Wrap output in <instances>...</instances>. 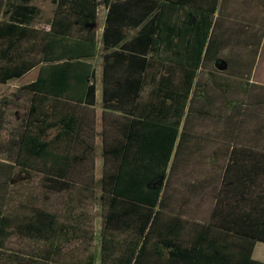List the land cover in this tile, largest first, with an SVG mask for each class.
I'll use <instances>...</instances> for the list:
<instances>
[{
  "label": "trees",
  "instance_id": "trees-1",
  "mask_svg": "<svg viewBox=\"0 0 264 264\" xmlns=\"http://www.w3.org/2000/svg\"><path fill=\"white\" fill-rule=\"evenodd\" d=\"M49 1L54 5L52 18L49 30L42 32L29 26L39 13L30 5L31 0H0V84L39 66L36 79L23 86L30 93V103L14 143V159L0 161V264H95L97 258L99 264H154L152 256L157 259L155 264H165V248L169 249L168 264L174 260L182 264H264L252 259L255 245L264 244V162L262 167L253 164L247 169L243 179L250 186L245 188L233 187L242 178L231 174L234 169L228 164L216 198H230L234 203L214 205L204 223L187 222L191 231L187 247L180 249L177 241H168L166 236L152 238L158 225L152 215L162 195L178 120L196 72L209 57L211 41L218 35L211 23L217 0H101L108 9L101 35L105 51L102 107L157 118L154 127L162 138L151 151L152 164L141 168L142 173L152 169V180L142 182L137 190L138 183L130 187V174L115 176L116 180L124 177V185L130 189L126 193L124 188L113 189L114 199L135 203L138 211L115 202L100 206L102 227L97 252L87 249L93 241L92 219L74 193H91L103 180L94 178L93 141L84 148V141L78 140L86 108L95 103L90 61L96 54L98 0ZM133 17L142 25L127 40L124 27H130ZM236 35L244 37L248 31L241 29ZM163 70L168 73L163 74ZM145 86L150 87L143 94ZM122 104L131 105V110H124ZM163 117L177 120L164 123ZM20 173L37 177L46 197L65 196L63 202L69 201L70 206L59 211L30 206L29 214L7 213L11 182ZM107 179L105 173L104 181ZM152 181L156 187L146 188ZM97 200L100 203L101 196ZM75 205L81 209L75 211ZM133 213L138 216L134 221L138 235L132 251L122 254L117 252L111 231L124 218L125 225L131 227ZM12 236L37 248L25 253L8 250L5 245Z\"/></svg>",
  "mask_w": 264,
  "mask_h": 264
},
{
  "label": "crops",
  "instance_id": "crops-1",
  "mask_svg": "<svg viewBox=\"0 0 264 264\" xmlns=\"http://www.w3.org/2000/svg\"><path fill=\"white\" fill-rule=\"evenodd\" d=\"M107 10L104 6L103 19L97 30L95 29L98 24L97 7L94 24L96 54L90 61L94 68L95 103L94 106L86 108L80 131L81 138L78 139L84 141V148L86 143L93 141L94 178L103 180L91 193L84 191L74 193L85 211L92 204L99 207L98 240L102 227L100 206L115 202L132 211H138L137 204L124 199H114L113 189L124 188V193L130 189L124 185V177L116 180L115 176L130 174V187H133L131 183H138L137 187L135 185L137 190L141 188L142 182L152 180V169L147 172L144 170L142 173L141 168L152 164L151 151L156 147V141L162 138L154 127L157 118L140 117V112L131 114L130 111L116 112L102 107V55L105 51L101 48V35L105 28ZM40 13L39 9V13L29 26L46 32L49 30L52 15L45 27H37L33 23ZM211 23L218 30V35L212 39L209 57L198 68L196 77L192 81L178 120L177 135L161 184L162 195L152 215V218L155 215L158 223L152 238L166 236L168 241H177V247L179 246L180 249L187 247L186 241L191 233L187 222L204 223L209 218L214 205L225 201L227 204L234 203L230 198H216L228 164L234 169L231 174L242 178V181L238 184L234 183L233 187L245 188L250 186L243 179L247 169L253 167V164H260L259 167H262L264 162V0H217ZM130 24V27H124L127 40L135 36L142 25L134 17L130 20ZM241 29H246L248 35L237 36L236 32ZM38 70L39 66L34 67L22 77L2 85L7 86L13 81H22L14 91L5 94L1 100L3 108L0 109V131L6 128L2 123H7L9 120L7 112L17 103V99L24 100L27 113L30 93L24 90L23 86L36 79ZM162 72L168 73L167 70ZM25 79L27 80L24 81ZM149 87L143 88V94ZM122 107L124 110H131V105L122 104ZM26 113L17 127L6 128L7 142L14 144L18 141ZM154 113L152 111V114ZM90 120L91 126H89ZM176 120L173 117L162 118L164 123L173 124ZM8 150L9 148L6 151ZM7 156L4 155L5 159L0 158V161L12 162L13 160L7 159L12 155ZM97 156L100 158L98 163ZM83 171H86V168ZM105 173L108 179L104 181ZM140 173L142 176L134 177ZM75 187L77 190H82L80 185ZM155 187L156 181H152L146 188ZM117 194L121 195V193ZM99 196H101L100 203L97 200ZM69 203V201L62 202L58 208L54 207L55 204H52L51 208L47 205L44 207L59 211L70 206ZM58 213L59 217H62L63 214ZM86 213L92 219L90 227L93 235V241L87 249L95 251L96 233L93 213L88 211ZM74 215H77V212H74ZM137 219L138 216L133 213L131 227L125 225L127 218H124L118 221L117 228L111 231L116 238L117 252L129 254L132 251L134 238L139 231L134 223ZM192 235L195 236L196 233ZM154 241L152 240V254L157 250ZM99 246L98 243L97 251ZM163 251L165 264H168L169 249L165 248ZM155 260L157 261L156 257L152 256V263H157ZM95 264H99L98 258ZM173 264H182V262L174 260Z\"/></svg>",
  "mask_w": 264,
  "mask_h": 264
},
{
  "label": "rangeland",
  "instance_id": "rangeland-1",
  "mask_svg": "<svg viewBox=\"0 0 264 264\" xmlns=\"http://www.w3.org/2000/svg\"><path fill=\"white\" fill-rule=\"evenodd\" d=\"M11 1V0H8ZM30 4L37 6L41 13L39 17L34 21L33 25L37 27H45L47 22L50 20L53 10V5L47 0H31ZM104 15V5L101 0H98V24H96L95 29H99L100 24L102 22ZM98 63L96 62V65ZM25 79L24 81H26ZM22 81H13L7 86L0 85V109L3 108V102L1 101L5 94H8L11 91H14L16 86L20 85ZM17 83V84H16ZM17 103L14 104L12 109H9L7 112V117H10L7 120V123H2V126L10 129L17 127L20 124L21 119L24 118L25 115V102L23 99H17ZM6 128L0 131V158L5 159L4 155H12L11 157H6L8 160H13L15 154V144L13 142H7V130ZM9 148L8 151H6ZM97 163L99 162V156L96 157ZM11 190L9 192V199L7 201L5 211L7 213L12 214H29L28 207L30 206H42L47 205L49 208L53 207L52 204L56 205L54 207L58 208V206L62 204L64 201L65 196H54L50 195V197H46L42 193V189L39 187L38 178L32 176L28 178L24 174H17L15 178L11 182ZM21 205H23L21 207ZM46 206V207H47ZM77 211L81 209V206L75 205ZM53 209V208H52ZM82 211V210H81ZM92 212L94 218V225H95V233L96 237L94 239V249L97 252L98 249V230H99V207L97 205H89L88 210L86 212ZM5 248L8 250H22L23 253L30 251L31 249L37 248V245L26 241L23 238H19L17 236H12L6 242ZM253 260L264 263V244L258 243L254 247Z\"/></svg>",
  "mask_w": 264,
  "mask_h": 264
}]
</instances>
